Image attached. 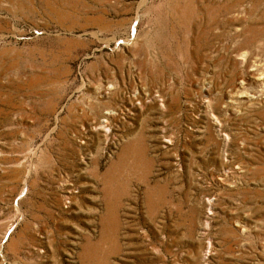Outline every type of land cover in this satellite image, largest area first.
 Masks as SVG:
<instances>
[{"label": "rangeland", "instance_id": "rangeland-1", "mask_svg": "<svg viewBox=\"0 0 264 264\" xmlns=\"http://www.w3.org/2000/svg\"><path fill=\"white\" fill-rule=\"evenodd\" d=\"M0 264H264V0H0Z\"/></svg>", "mask_w": 264, "mask_h": 264}]
</instances>
